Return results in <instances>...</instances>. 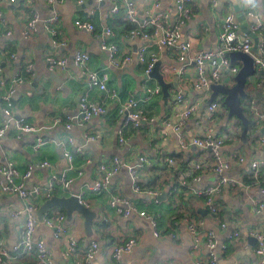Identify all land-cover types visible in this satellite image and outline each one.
Wrapping results in <instances>:
<instances>
[{
  "label": "crops",
  "instance_id": "obj_1",
  "mask_svg": "<svg viewBox=\"0 0 264 264\" xmlns=\"http://www.w3.org/2000/svg\"><path fill=\"white\" fill-rule=\"evenodd\" d=\"M135 1L139 17L150 18L161 12L170 14L171 20L174 21L178 16L173 0ZM237 1L246 15L247 0ZM156 3L160 4V8L155 7ZM254 3L257 13L264 14V0H254ZM112 7L111 0L102 4H98L96 0H57L53 6L49 5L47 0H17L15 3L0 0V117L2 96L9 93L21 71L23 82L15 87L16 94L13 96L15 118H25L41 129V135L51 139L36 151L34 146L36 136L39 135L18 138L16 130L12 129L0 142V158L3 162L16 163L19 172L16 182L23 183L27 190L46 187L55 176L61 177L67 173L68 177L74 180L71 189L65 191L59 188L55 196L82 195L88 208L97 215L91 236L86 234L85 218L82 215L76 212L72 219L67 217L66 226L69 233L78 241V253L73 256H66V241L56 238L54 229L44 223L37 226L34 239L46 243L56 264L84 263L86 250L93 242L99 245L95 262L108 264L111 262L113 247L132 236L138 238V245L130 254L124 256L121 264H163L169 259H176L180 264H197L209 254L206 236L208 232H214L218 240L215 249L218 264H258V242L250 236V231L264 230V209H255L256 203L264 204V194L261 192V173H255L251 165L256 161H264V146L258 141L264 130V75L250 78L246 89L249 97L243 100V106L245 104L246 115L251 120L246 135L242 123L235 117H229L222 94L215 98L223 101L222 112L214 122H209L206 120L207 108L212 102L213 91L193 89L196 80L194 67L187 68L184 75L177 74V50H160L155 44L131 39V25L125 21L123 14L113 16ZM192 9L193 15L183 29V38H193V52L218 48L220 25L228 12H234L239 22L236 5L232 0H193ZM32 12L39 15L40 23L37 37L30 41L22 36V27L31 18ZM54 14H58L61 19L58 39L66 41V46L58 49V55L69 59L66 71H51L46 61L47 51L51 49V39L44 29L43 22ZM246 17L250 26L254 20L247 15ZM78 18L92 22L96 33L78 30L75 27ZM239 24L242 28L240 22ZM107 28L112 29L114 35L106 36ZM103 40L115 44L119 48L121 58L123 55H131L132 60L119 68L113 67L109 62L108 53L101 50ZM142 48L146 49L147 61H150L153 55L159 58L160 71L165 81L168 84L176 82L178 87L170 89L169 99H164L162 93L142 102L141 107L147 120L140 130H128L126 144L120 145L118 131L123 125L122 116L119 114L121 102L130 96L143 100L146 98L145 87L160 86L155 79L146 76V64L138 59ZM79 49L90 55V71L109 74L108 87L119 94L120 101L111 100L105 93L90 88L87 78L74 64V56ZM12 54L30 57L33 73H25V64L12 60ZM179 93L185 95L186 104L176 103ZM206 95L209 96L208 99ZM84 96L93 103L104 105L107 113L102 117L93 118L85 125L75 124L72 130H67L64 123L77 117L80 112V99ZM198 100L201 103L200 110L185 119V110ZM252 103L262 117L250 113ZM57 119H61V123L55 124ZM182 121L184 125L181 132L177 133L174 128ZM208 129L212 130L216 137L225 134L231 136V140L222 150V156L226 161H233L225 176L236 184L229 182L230 184H226L216 197L221 209L218 221L209 215L197 191L215 184L220 176L207 171L200 183L188 180L187 182L191 183L187 189H183L180 194L175 192L176 181L184 178L183 172L191 162L211 160L209 150L191 144L192 139L205 137ZM86 135H99L100 138L84 144ZM71 137L76 141L74 148L81 146L84 149L83 154H77L73 170L64 157L62 146L68 143ZM181 137L188 141L187 149L181 148ZM141 156L148 157L138 181L141 192H135L136 182L126 167L113 178L109 190L100 194L89 190L97 178L100 164H107L112 159L119 158L126 165H137ZM169 158L176 160L174 168L167 167L165 161ZM44 161H49L51 166L37 167ZM30 169L31 175L26 178ZM146 191L159 192V196L153 198L145 194ZM163 194H166V197L160 200ZM113 195H121L134 201L140 211L154 216L161 232L160 237H155L156 228L148 217H141L137 213L124 217L116 213L110 206ZM32 202L39 207L45 203L41 196L33 197ZM23 209L24 202L20 197L0 192V239L8 249L21 241L25 215L14 218L12 213L21 212ZM59 211L66 214L64 210ZM203 211L207 214L203 215ZM50 213L56 216L52 210ZM180 214L183 217L178 219ZM186 217L204 222L196 252L193 250L194 238L184 220ZM221 222L226 223L227 227L222 228ZM176 231L178 238L170 239L169 235ZM234 232H239L240 236L232 238ZM222 245H226L227 249L223 250ZM5 264H35V259L32 256L11 254Z\"/></svg>",
  "mask_w": 264,
  "mask_h": 264
},
{
  "label": "built area",
  "instance_id": "obj_2",
  "mask_svg": "<svg viewBox=\"0 0 264 264\" xmlns=\"http://www.w3.org/2000/svg\"><path fill=\"white\" fill-rule=\"evenodd\" d=\"M17 0H10L11 3H15ZM57 0H47L49 5H55ZM107 0H96L98 4H102ZM113 3L111 13L113 16L123 14L124 19L129 23L133 29L129 31L131 39H140L146 44H155L160 50L174 51L177 50V61L179 66L175 68V72L179 75H184L186 69L193 66L196 73V80L193 84L195 91L205 90L209 92L212 84L223 85L226 87H232L235 85V79L239 74L242 65L235 64L231 61L229 54L231 53H244L249 55L253 61L254 66L258 72L264 71V14L257 13L254 0H247L245 6L246 15L253 19L254 22L250 25L252 32L259 36V44L257 51H254V40L247 34L242 33L240 30V24L237 21L234 12H228L222 24L220 25L218 41L219 46L217 49H211L207 51H195L193 52V38L184 39L183 29L190 21L193 15L192 3L193 0H173L175 3V10L177 13L176 20H171L168 13H157L154 17L142 18L139 17V11L135 0H111ZM155 7L160 8V4L156 3ZM60 17L58 14H54L52 18L44 20V29L48 35H50L51 49L47 51L46 61L48 62L49 69L51 71H66L69 59L65 56L58 55V49L66 46V41L59 40V24ZM40 23V17L37 13L32 12L31 18L25 22L22 27V36L26 40H34L38 34V25ZM75 27L86 33L95 34V25L86 20L77 19L75 21ZM106 36L114 35L112 29L107 28L105 31ZM101 50L108 53L109 62L113 67L119 68L132 60L131 55H123L120 57L119 48L115 44H109L106 40L101 43ZM146 49L142 48L138 54V59L141 63L146 64V76L152 78L156 64L159 58L153 55L150 61L146 58ZM11 59L17 61L24 66L25 73H33V62L28 56H18L12 54ZM90 61V55L79 49L74 56V64L80 70V72L87 78L88 84L91 89L99 90L105 93L111 100L120 101L119 94L115 90H110L108 83L110 76L107 72L103 71H90L88 64ZM21 69V68H20ZM19 77L15 81V84L10 89L7 95L2 96L3 106L1 107L2 117H0V142L2 139L12 130L15 129L18 138L24 136H36L35 150L39 151L41 147L51 141L48 136L40 134L41 129L34 124L28 122L25 118L16 119L13 112V96L16 94L15 87L21 85L23 78L21 71L18 74ZM146 98L141 100L136 97L130 96V98L121 102L119 108V114L122 116L123 125L118 131V141L120 145L126 144V132L128 130H140L143 123L147 120L145 112L141 107L142 102L148 101L153 95H162V88L145 87ZM208 99L209 96L206 95ZM224 99V97H223ZM186 97L183 93H179L176 97V103L178 105L186 104ZM80 112L76 118L71 119L69 122H65V128L72 130L75 124L85 125L89 123L95 117H102L107 113L104 105L93 103L86 96L80 99ZM201 108V103L198 100L191 105L183 113L185 119L197 113ZM223 101L214 100L207 108L206 120L214 122L218 115L222 112ZM250 113L257 114V108L252 103L250 106ZM263 116V115H262ZM261 116V117H262ZM61 123V119H57L55 124ZM258 123V120H256ZM184 125L183 121L180 125L174 129L177 133L181 132V128ZM207 134L203 138L196 137L191 140V144L195 145L203 150H209L211 153V160H195L183 172V179H178L175 185V192L181 193L183 189H187L190 183H200L202 176L207 171H211L215 175L220 176V179L215 183L207 186L205 189L198 190L197 195L203 199L204 206L211 215L212 219L218 221L220 215V207L216 201V197L222 192L223 187L231 182L225 173L230 171L233 161H226L222 156V150L228 141L231 140V136L225 134L221 137L213 135L212 130H207ZM240 131V129H239ZM100 138L99 135H86L85 143L96 141ZM259 144L264 146V132L258 138ZM75 139L69 138L68 143L63 144L64 157L70 163V168H75V160L77 154H83L84 149L81 146L74 148ZM180 146L182 149H187L188 141L185 137H181ZM244 161V159H242ZM90 162V161H88ZM148 162L147 156H141L137 165H126L121 159L114 158L107 164H100L98 167V175L89 190L92 193L100 194L110 189L113 178L121 171L123 167H126L134 180L135 192H141V187L138 185V181L141 177V171L144 169L145 164ZM168 168H174L176 166V160L174 158L166 159ZM50 167L49 161H44L37 167ZM252 169L255 173H261L263 182L262 194H264V161H256L252 163ZM33 168V167H31ZM263 168V169H262ZM31 175V169L26 175V178ZM19 176L17 165L14 162H3L0 158V192L4 194H15L20 197L24 202V209L21 212H13L12 217L18 218L22 214L25 215V226L22 234L21 241L16 243L11 249H8L4 245V241L0 239V264H5L6 259L11 257V254H17L22 256H32L35 259V264H56V261L52 255V252L48 249L46 243L43 240H35V232L37 226L40 223L46 224L48 227L54 229L55 236L58 239L66 241V256H73L78 253V241L69 233L66 226L67 215L65 213L54 214L50 212L45 214L43 221L39 220L38 211L39 206L32 202L33 197H42L44 202H47L53 198L59 188H63L65 191H69L74 182L73 179L68 177L67 173L61 177H54L51 183L46 187H36L33 190H27L23 183H17L16 180ZM190 180L191 182H187ZM236 184L235 181L231 182ZM145 194L156 198L159 196V192L146 191ZM81 203L88 205L83 201L82 195H77ZM110 206L124 217H130L137 213L141 217H148L152 225L156 228L154 233L155 237H160L161 232L158 230L157 222L154 216L149 215L146 211H140L137 204L129 199L124 198L121 195H113L110 200ZM255 209L262 211L264 204L261 202L256 203ZM186 221L189 232L192 234L195 244L193 250L196 252L199 248V242L201 239L200 233L204 222L201 220L192 219L190 217L184 218ZM221 227L226 228V223L221 222ZM239 232H234L232 238L239 237ZM250 236L254 237L257 242L256 253L260 258L258 264H264V230H252ZM170 239L175 240L178 238V232H172L169 235ZM207 246L209 248V254L207 257L198 261L197 264H218V256L215 253V249L218 246V240L214 232H208L207 234ZM138 245V238L135 236L130 237L124 242L116 244L111 253V262L108 264H121L125 255L130 254ZM222 249L226 250L227 246L222 245ZM99 251V245L93 242L91 246L86 250L84 263L81 264H98L95 262V256ZM163 264H180L176 259H169Z\"/></svg>",
  "mask_w": 264,
  "mask_h": 264
},
{
  "label": "water",
  "instance_id": "obj_3",
  "mask_svg": "<svg viewBox=\"0 0 264 264\" xmlns=\"http://www.w3.org/2000/svg\"><path fill=\"white\" fill-rule=\"evenodd\" d=\"M236 5L237 17L241 23V30L243 33L247 34L254 40V51H257L259 44V36L252 32L249 26L246 15L242 11L241 6L238 5L237 0H232ZM229 57L233 63H241L242 68L235 79V85L233 87H226L223 85L212 84V98L211 101H214L218 95L222 94L224 96V104L229 110V117H235L238 119L244 127V135L248 132L251 120L247 117L245 107L243 106V100L249 97L246 89L250 84V78L254 76L264 75V71L258 72L254 66L253 59L244 53H231ZM161 63L158 62L156 67L151 74L152 79H155L160 87L162 88V93L164 99H169L171 97L170 89L178 87L177 83L168 84L165 81V77L161 74L160 71ZM251 81V85H252ZM264 132V130H262ZM166 194H163L159 199H165ZM59 208L64 210L67 214L68 219H72L74 213H79L85 218V230L86 234L91 236L93 234V222L96 219L97 215L94 211L90 210L86 205L82 204L77 195H72L69 197H58L54 196L47 202H45L38 211V217L40 221H43L45 214L49 213L52 209ZM207 212L203 211V215H206ZM256 242L255 239H253Z\"/></svg>",
  "mask_w": 264,
  "mask_h": 264
},
{
  "label": "rangeland",
  "instance_id": "obj_4",
  "mask_svg": "<svg viewBox=\"0 0 264 264\" xmlns=\"http://www.w3.org/2000/svg\"><path fill=\"white\" fill-rule=\"evenodd\" d=\"M244 107H245V104H244ZM52 212H54L57 215L60 213L59 208L52 209Z\"/></svg>",
  "mask_w": 264,
  "mask_h": 264
},
{
  "label": "trees",
  "instance_id": "obj_5",
  "mask_svg": "<svg viewBox=\"0 0 264 264\" xmlns=\"http://www.w3.org/2000/svg\"><path fill=\"white\" fill-rule=\"evenodd\" d=\"M131 29H133V27L132 26H129V31L131 30ZM76 157H77V155H76ZM186 167V166H185ZM178 219H180V218H182L183 217V215L182 214H180V215H178Z\"/></svg>",
  "mask_w": 264,
  "mask_h": 264
}]
</instances>
